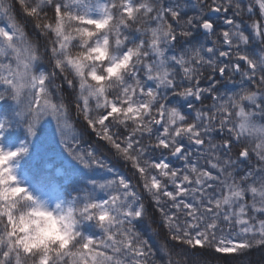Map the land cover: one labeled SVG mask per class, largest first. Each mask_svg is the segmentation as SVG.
Here are the masks:
<instances>
[{"label":"snow or ice","instance_id":"obj_1","mask_svg":"<svg viewBox=\"0 0 264 264\" xmlns=\"http://www.w3.org/2000/svg\"><path fill=\"white\" fill-rule=\"evenodd\" d=\"M9 102L29 135L51 117L104 174L49 213L53 237L25 223L43 203L0 165V264H242L264 249V0H0ZM75 119L105 143L83 146Z\"/></svg>","mask_w":264,"mask_h":264},{"label":"trees","instance_id":"obj_2","mask_svg":"<svg viewBox=\"0 0 264 264\" xmlns=\"http://www.w3.org/2000/svg\"><path fill=\"white\" fill-rule=\"evenodd\" d=\"M17 111L18 108L12 102L0 104V120L7 121V127L2 130V136H0V147L5 151L27 148L26 152L10 161L17 182L50 210L55 209L58 203L66 204L74 195L89 187L88 182L91 177L62 160L46 156L45 152L33 142L32 135L28 134L25 127V122L16 115ZM45 122L50 123L47 117L38 125L44 126ZM74 125L82 140L87 142L86 144L105 143L99 141L90 129H86L85 122L82 120L75 119ZM105 155H108L106 151ZM110 160L113 164L120 166L126 175H130V165H126L123 160L113 158ZM58 169L60 171H57ZM219 255L224 256L229 264H231V258L237 256L235 253ZM240 259L242 264H264V249H251ZM209 261L211 264L213 258L209 257Z\"/></svg>","mask_w":264,"mask_h":264},{"label":"rangeland","instance_id":"obj_3","mask_svg":"<svg viewBox=\"0 0 264 264\" xmlns=\"http://www.w3.org/2000/svg\"><path fill=\"white\" fill-rule=\"evenodd\" d=\"M50 123L44 126L37 125V130H35V135H32L33 142L45 152L46 156H53L57 160H62L65 163L73 166L76 170H80L87 173L91 180L99 178L103 175V171L97 168H85L79 161L73 158V156L67 151L66 146L61 141V136L57 130L56 123L51 117H47ZM76 132L78 133L76 125H74ZM85 147L88 144L83 145ZM18 148V147H17ZM109 162L112 161L109 159ZM113 164V163H112ZM114 165V164H113ZM118 172L125 174V171L117 165H114ZM57 171H60L59 169ZM126 175V174H125Z\"/></svg>","mask_w":264,"mask_h":264},{"label":"clouds","instance_id":"obj_4","mask_svg":"<svg viewBox=\"0 0 264 264\" xmlns=\"http://www.w3.org/2000/svg\"><path fill=\"white\" fill-rule=\"evenodd\" d=\"M10 163L7 161V158L4 156H0V165ZM8 182L7 172H0V185L6 184ZM54 209H49L45 204H43V208L35 210L32 217L29 221H26V224H30L33 229L37 227H41L44 229L45 234L52 235L53 237H58L59 227L62 222L57 221L53 215L49 213L53 212Z\"/></svg>","mask_w":264,"mask_h":264}]
</instances>
